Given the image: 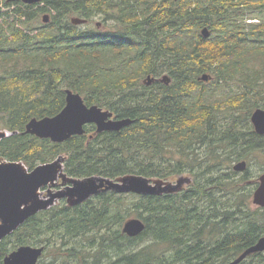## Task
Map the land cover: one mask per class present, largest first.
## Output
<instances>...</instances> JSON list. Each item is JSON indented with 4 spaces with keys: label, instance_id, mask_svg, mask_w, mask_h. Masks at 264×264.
<instances>
[{
    "label": "trees",
    "instance_id": "trees-1",
    "mask_svg": "<svg viewBox=\"0 0 264 264\" xmlns=\"http://www.w3.org/2000/svg\"><path fill=\"white\" fill-rule=\"evenodd\" d=\"M41 3L0 1V129L12 132L0 159L33 170L62 155L70 177L192 181L176 193L61 200L3 238L0 264L26 244L45 247L37 264H227L264 236V207L252 201L264 135L251 122L264 107V0ZM97 16L103 27L92 24ZM149 73L171 82L148 86ZM232 84L238 91L216 97ZM67 89L135 122L102 133L88 124L64 142L26 133L33 117L63 109ZM241 160L247 169L235 171ZM134 216L146 228L130 237L123 225ZM240 264H264V252Z\"/></svg>",
    "mask_w": 264,
    "mask_h": 264
},
{
    "label": "water",
    "instance_id": "water-1",
    "mask_svg": "<svg viewBox=\"0 0 264 264\" xmlns=\"http://www.w3.org/2000/svg\"><path fill=\"white\" fill-rule=\"evenodd\" d=\"M22 1L26 4L41 3L43 0H7V2ZM51 19L50 14L43 15V22L48 23ZM87 20L80 17H73V24H82ZM205 37L210 35L207 27L202 30ZM200 80L210 81L212 76L204 73L199 77ZM155 80L149 75L147 83L151 84ZM169 84L171 78L165 75L162 78ZM135 122L130 117L117 118L109 109H104L98 104L88 105L79 92L71 89L66 90V105L54 116L42 118L33 117L26 124V133L34 134L40 138H50L54 142H63L73 135L86 133L85 126L88 124L96 125V133L104 131H120ZM251 122L255 131L264 135V108L258 107L251 114ZM9 134L6 130L0 129V140ZM91 137L93 135H90ZM59 157L54 161L39 164L33 170L28 171L22 162L0 161V241L8 234L16 230L29 217L42 209L48 208L56 199H67L70 206L80 204L90 197L105 191L123 192H143L147 189L143 182L139 185L121 184L117 179L106 178V181L95 180V176L85 177L84 181L76 183V177L68 176L63 173L64 182H69L64 188L52 192L48 198L40 197L39 189L56 179L58 170L63 167ZM248 167L246 160L238 161L234 164V170L244 172ZM66 176V177H65ZM144 178L142 176H127L123 178ZM75 178V179H74ZM99 178H105L99 176ZM149 179V178H146ZM257 186L252 195L255 206L264 207V172L257 178ZM75 183V184H74ZM154 194L159 193H141ZM146 228L145 222L139 217H133L125 221L123 232L130 237L140 235ZM44 246L21 245L4 257L3 264H37L43 254ZM264 252V236L246 248L238 257L227 264H240L244 259L252 254ZM91 264V263H86Z\"/></svg>",
    "mask_w": 264,
    "mask_h": 264
},
{
    "label": "rangeland",
    "instance_id": "rangeland-1",
    "mask_svg": "<svg viewBox=\"0 0 264 264\" xmlns=\"http://www.w3.org/2000/svg\"><path fill=\"white\" fill-rule=\"evenodd\" d=\"M1 2H3V0H0ZM41 5H44V3H41ZM11 8H14L11 7ZM7 8L3 7L2 11H5ZM37 9V8H34ZM50 14V16H52L54 14V11H47L44 12V14ZM42 19V18H41ZM251 21V20H249ZM101 23L103 22V19L101 16H97L96 19L93 21V25H97V23ZM101 27L102 24L100 25ZM99 27V24H98ZM167 74V73H166ZM148 75V74H147ZM147 75H145L142 79V82L144 83L145 78L147 77ZM164 74H162L159 78H162ZM239 89V85L238 84H232V85H224L219 91L216 92V97L218 98H226L228 95H230V93L232 92H236ZM262 107V106H261ZM264 108V107H262ZM257 162L254 163V166L252 168V170L254 171L255 174H257V176H259L261 173H263L264 171L262 170V167L264 166V155H260V157H258ZM1 162H5L4 160H1ZM30 171V170H28ZM56 179L43 186L40 190V196L42 197H48L52 192H55L57 190H60L61 188H64L67 184L70 185L69 182H64V178H63V167L61 168V170H58L57 174H56ZM66 177V176H65ZM99 176H95V180H100L102 182L106 181V178H99ZM71 178V177H70ZM73 179V178H71ZM75 179V178H74ZM85 179V178H84ZM83 178H80L79 181H84ZM117 181L121 184H127V185H139V182H143L144 186L147 188L145 190H143V192L141 193H159V194H166V193H176V192H180L181 190L185 189L192 181V176L190 175V173H184V174H180L178 176H175L174 178H170V179H159V178H154V179H140V178H119L117 179ZM76 183H78V178H76ZM75 184V183H74ZM257 185V183H256ZM140 192H137V194H141ZM60 199H56L54 201V203L58 202ZM137 217V216H134ZM133 218V217H130Z\"/></svg>",
    "mask_w": 264,
    "mask_h": 264
},
{
    "label": "flooded vegetation",
    "instance_id": "flooded-vegetation-1",
    "mask_svg": "<svg viewBox=\"0 0 264 264\" xmlns=\"http://www.w3.org/2000/svg\"><path fill=\"white\" fill-rule=\"evenodd\" d=\"M165 75H167L166 73H164V75L162 76V77H164ZM149 76V75H148ZM151 76H153L154 78H156L154 81H153V84L154 83H156V82H160V83H165V82H163L162 80H161V78H159V77H157L156 75H154V74H151ZM147 83V80H146V78H145V81H144V84H146ZM153 84H150V85H153ZM147 85L149 86V84L147 83ZM113 112V111H112ZM114 113V112H113ZM114 116L115 117H117L116 116V114L114 113ZM66 201V200H65Z\"/></svg>",
    "mask_w": 264,
    "mask_h": 264
}]
</instances>
